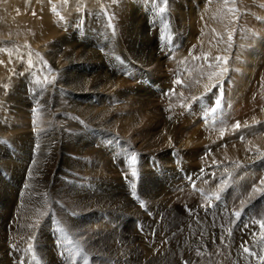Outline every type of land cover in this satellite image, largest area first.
I'll return each mask as SVG.
<instances>
[{"label":"rangeland","instance_id":"rangeland-1","mask_svg":"<svg viewBox=\"0 0 264 264\" xmlns=\"http://www.w3.org/2000/svg\"><path fill=\"white\" fill-rule=\"evenodd\" d=\"M23 1L24 0H16V3L12 4L13 8H10V12L14 13L18 18H25V16L30 14L28 16H32L31 19H34V22L38 23L42 19L44 13H46L44 11V8H40L39 11H36V8L39 9V3L36 0V2L33 3L34 6L32 4H29V9H27L28 0H25V2ZM139 1L135 2V0H128L126 4L129 7L128 16L131 20H137L141 24L140 29H138V26L136 25L134 29L132 28L130 34L128 36L125 35L124 38L120 31V27H118L117 25V21L113 20L110 15V7L109 5H106L107 0H96L97 4H100L98 9L90 10L86 7L84 8L83 6H80L71 11L70 15L75 23L73 21L74 24L72 23L70 26V31L68 33L69 39H67L66 37L67 34L65 35V33H63L62 36H65L64 38L67 39L66 43L64 41H59V39L56 40L57 44H55V47L48 49L50 51L49 53L51 54V59H48L46 57L45 53L42 52L40 47H34L29 42H9L11 44H17V46L27 49L25 51L26 57L19 60V63L17 64L15 69H13L14 65L10 66L9 63L8 65L6 64L7 71L3 76H6L7 74H9V72H12L9 74V77H6L10 78L11 76V78H13L11 80H8L9 82L8 85H6V88L2 86L0 87V94H6V96L3 97L4 100L7 101L9 100L7 98H13L14 105L18 104V102H21L22 105L29 107V110L31 111H34L35 108L38 107L36 104L41 103V101L45 100V102H49L48 106H50L49 112L51 113V121L55 125L53 127V133L55 134V137H45L44 139H35L33 141V136L36 137V133L40 132L33 131L31 134L32 139L0 138V207L3 206V211L0 209V223H2L3 221H9L8 223H10V221H23L24 218L22 214L25 210L30 209L33 212V209L32 207H30V205L33 206V204H38L42 206L43 213H41L42 211H39L37 209L38 214H45L44 217H41V221H38L39 227H31L32 224L30 227L34 229V233L36 232V235H38L40 238L42 237L41 239L45 241L49 240V242L47 241L48 243L46 242V244H48L49 248L52 250L59 244V237L63 236L57 231L58 227L60 226H67L66 228L70 233L72 230L73 233H75L76 231L80 233L81 231L86 232L92 230L93 232L97 231L96 234H98V231L100 230H98V228L95 226L99 224L95 225L93 222L98 220L103 213H107L105 209L106 204L112 203L115 200L114 202H117L118 208L120 209H118L117 211L130 215L133 214L132 217L134 219L131 220L132 217L126 218L129 223L123 224V234H120L121 227L119 228V230H117L118 224L115 222L114 224H112V222L109 227L102 229L103 231L106 230L104 234H102V232L100 231V233L103 235L101 237V241L105 243L106 246H109L112 249L113 254L115 255L120 254V252L117 251L120 245L124 246L131 255H133V253L137 251V255L130 258L129 264H167L169 260L171 262H175V264H182L183 260H186L187 264H231V262L232 264H262L260 257L264 256V251H262V248L264 249V239H261L262 231L260 232L261 228L259 224L254 223L253 221L260 220V217L264 218V211H260L258 209L264 206L262 205L264 191L254 193L253 188H264V185L260 184V181L263 179L262 177L264 172L260 169L258 162H252V160L248 161L247 159H243L240 157H236L234 160L228 161L230 164H233V166L227 172H222L221 169L220 171H210L209 169H211V166L212 168L221 166L219 165L221 164L220 157H218L216 160L213 155H210L212 154V150L210 149V147L207 146V144H203L201 140H198L201 132L212 134L217 130L216 127L218 126V124L220 126L221 122V128L230 125L235 130L229 132L230 129L223 128L224 130L221 131V141L223 140V142H226V140L234 138L232 142H227V144L230 143L228 144V146L231 147V144L246 145L249 144V137H247L246 134H242V132L247 127H249L250 129L251 124L247 122L245 124H240L239 129L235 128L234 123L238 121V118L237 116H235L233 120H231L232 117L229 112L227 113V108L223 103L221 105L224 108L221 106V113L217 112L219 113L218 115L214 113V116L213 113L203 112V114H206L203 116L205 118L204 121H201L202 116H200L202 110H196L198 106L202 105V98H204V96L210 97L211 103L220 95V90H222V96H225L228 83L227 80L231 77L233 72L231 62L234 61V55L237 52L239 44L241 43L240 45L243 47L246 45L244 44V42H240L238 40L241 25L240 22L243 16L252 17V13L250 11L243 10L237 7L238 2L242 0H216L218 2H221V5H226V7L224 8L221 7L222 12H225L224 14L227 16V19L232 22L228 23L226 26H223V28H221V32L219 33V29L210 27L209 25H207V22L203 23V21L205 20L201 8L206 3L207 5L211 6L212 0H197V2L196 0H185L183 5L185 7L181 13L176 11V7H174L173 4L171 5V0H168L166 6L162 3V0ZM24 3L26 6H24ZM19 5H21V7ZM159 7H164L165 11L161 12ZM45 8L48 9L47 6ZM190 12H192V14ZM33 13H35V15ZM92 16L94 18L103 17V19L107 21L108 24L110 22L113 29L116 31V37L112 33L101 29V26L99 27V25L96 26V32H91L89 30L90 26H87V19L92 18ZM191 24L193 27L191 26ZM243 29H246L243 33L250 34L246 32L249 29L248 26H244ZM229 33L231 34V40H229ZM121 36L123 39H121ZM1 44L2 40H0V45ZM99 50H101L102 52L98 53ZM93 51L97 53V58L95 57V54H90V52ZM211 53H213V55ZM31 55L33 58L31 57ZM59 55L60 57L65 55L70 59L72 58L73 60H80V63L75 62L74 66H72L71 72L68 71V69H65L68 65L65 67L63 66L61 70H56L52 60H56L54 58ZM210 55L212 56L210 57ZM196 57H199V59H197ZM216 57L226 58L228 65L224 64L223 59L218 61ZM36 58L40 61L46 62V64L50 66L53 71H55L54 79L51 81L49 87H44V85H41V81H38L36 79V76L38 74L37 68L29 66V63L26 64V62H28L29 60ZM136 59L141 60L140 62H143V65L140 64V62H137ZM96 60H99L98 64L101 63V65H103L105 68L109 69L111 67L110 70H113L116 73L118 79H121L123 81V85L127 88L131 86L142 87V90L140 92L141 97L136 98L137 100L141 101L137 102L138 104L143 102H145L147 105L151 104L152 106L149 105V108L153 107L151 109L159 112H163L164 109L170 108V112H168L167 114L170 115V113H172L170 115L171 117H174L175 114L176 119L178 117L177 120L179 123L176 124L177 132L183 131L185 132L186 136L189 135L191 137V147H181L179 149L175 148L174 151H170L169 149H165L162 146V144L164 143V137H168L171 134L170 130L166 128L168 127L166 120V116L168 115H163V113L161 114V116L159 115L158 117L154 118V124L155 126H157V128L155 127L152 130L153 132L151 131L152 134L149 137V139H152L153 147H147L148 143L144 141L146 139L141 138L139 141L136 140L137 142L132 139L134 138L133 136L138 132L141 136L148 137L142 131L143 129H139L134 135L129 136L128 140L120 142V139L118 138H120V136L122 135V120H112L110 124L112 128H115V132L118 135V138H116L114 141H111L106 146L111 150V153H106V155L104 156H101L97 153L93 154V156H91L90 154L82 153L78 156L76 149L77 144L79 143H84V145L86 146L87 144L89 146L90 143L95 146L94 148L97 147V143L94 142V140H92L90 137V131H88L87 133L83 132L86 131L87 128H91V120L88 119L87 121L84 118L79 117L78 114L72 113L80 103V101L73 97V94H82L84 92V84L81 82L85 79V77L98 75V64H94ZM146 61L150 62L152 66L149 65L148 68L145 67L144 62L146 63ZM3 64L4 61H2V65ZM213 64H217L218 66L216 68V71L214 72H219L221 67H226L228 71L221 75V80H217L216 82H213L211 84L205 83L206 76L203 77L202 70L207 65L209 66ZM156 65L158 70H156ZM130 72H133V74H131ZM148 72L153 73V75L147 76ZM140 74L141 77L137 78V76H140ZM60 75H62L63 77ZM131 75H136V77H134L136 79H134ZM158 75H161L160 78L154 79L157 78ZM223 75L226 76L225 80V77ZM167 76H169L171 80H174L176 82V86H179L180 89L187 92L186 96L188 97L186 98V101L179 106V109H171L173 105L177 104H174L173 101L169 99L171 98L169 94H167L170 91L166 89V84H172L167 79ZM12 80L13 83L10 82ZM60 80H62V82H60ZM70 81L71 83H69ZM177 81H179V83H177ZM253 82L254 79H251L248 85L250 86L251 83L253 86ZM220 83L223 84L222 87ZM217 84L218 87H211V85ZM200 85H202V87ZM206 85H209V88H206ZM1 88L5 89L1 91ZM43 88H47V91L44 92ZM202 88H204L205 90V93L203 95L199 94ZM14 89H17L16 92L14 91ZM159 90L163 91L158 92ZM62 91H64L63 94ZM21 93H24L25 96L20 95ZM101 93H103L104 95ZM232 93L233 90L230 94ZM106 94H108V92H105V90L101 91L100 89L92 93V95L94 96L97 95L98 99L100 98L101 102L102 98L105 97ZM146 94L150 96L154 94V97L147 96ZM2 95H0V104L2 103V105H4V102L2 101ZM228 97L230 96H227L226 98ZM25 98L26 101H30L31 104L25 102ZM69 99H71V101H69ZM95 99L94 101L93 99H91V101L95 102ZM159 100H161L162 102H159ZM23 101L25 104L23 103ZM60 104L62 106L61 108ZM90 104L91 103H86V105H82L81 108L88 107ZM122 107H124V104H122ZM98 108L100 110H98L99 114L96 117L95 123L97 125H102V123L99 122L100 120H103L101 119L100 111L104 108V106L100 104L97 109ZM223 109H225L226 112L223 111ZM88 112L89 110L85 113L86 116L90 114V112ZM121 113L122 109H119L112 115H116L117 117L115 116L114 118L120 119L119 116L121 115ZM211 114L214 117H211ZM223 114L225 115V117ZM218 118H221L220 122L217 121ZM186 122L189 123V125ZM77 123H79L78 125L83 127V131L82 128L75 127L74 124ZM70 124L73 126V128ZM2 128L3 124L2 126L0 124V130H2ZM43 128L44 131H48L49 129H51V126L43 125ZM182 128L184 129L182 130ZM47 134L48 133H46L45 135ZM224 134L226 135L224 136ZM240 136H243V139H241ZM68 138L70 139V141ZM72 142L74 143V145ZM154 147H159V149H156L155 151ZM102 148H104V146ZM178 150L181 152H178ZM129 151L131 152V154ZM167 151L171 152V154L168 155L170 159L167 156L170 161H166L165 158H161L162 160H158L157 155L161 157L163 154L167 153ZM257 153H260V151H258ZM134 154L136 156V163L133 166L130 164V158ZM178 154H181L182 157V159H179V164H177ZM110 155L112 156L111 158H109ZM219 155H221V152H219ZM86 156H88V160L86 159ZM77 157L79 159H85H80V162H78L84 170H86L87 166L89 167L90 165V172L82 175V177L86 178L85 181L83 179H80V172L78 173L80 176L79 179L74 176L75 172L77 171V161H75L74 159L78 160ZM93 158L96 159L95 164L92 162ZM208 159H211V161H209ZM212 159L214 161H212ZM258 159L261 160L260 162H263L264 156H258V158L255 160ZM110 160L111 163H109ZM173 161L175 162L174 164L171 163ZM7 163L11 164L7 165ZM184 163L185 165H183ZM38 166H41L42 168ZM132 167L136 168L138 177L132 178L131 173H129L132 171ZM180 169L182 170L181 172L179 171ZM145 170L148 171L146 172ZM190 171H192V173ZM243 171L246 172V174ZM102 174L103 176H101ZM50 176L52 179L50 178ZM120 177H122V179ZM46 182H48V184ZM133 182L136 185L135 189H133L131 186ZM193 185H195V187H193ZM133 193H135L136 195H133ZM217 196L219 197L218 199ZM141 201H143V206L141 204ZM241 201H245V203L241 204ZM48 202H50L51 204H48ZM8 203L10 204L8 205ZM25 206H27L28 208H25ZM45 206L48 208H46ZM71 206L72 208H70ZM75 208H77L76 210L78 212H74ZM141 208L142 210L146 208V212L143 210V212H145L146 214L140 212ZM161 208H163L164 210L167 209V212L164 211V213H162L163 210ZM236 211L241 212V216L238 218L233 215ZM67 213L68 215L66 216ZM168 213L170 215H168ZM106 215H109V212ZM118 215L121 216L120 213H118ZM227 220H229V222ZM57 221L60 222L59 225H57ZM114 221H117V219L115 218ZM127 224H131V227ZM180 224L182 226L184 225L185 227H182ZM251 226H254L253 228H257V230L253 231V228ZM89 227H91L90 230ZM143 228L144 231L142 232ZM155 228L158 230H156ZM229 229H231V231L234 230L233 236L230 234L231 232L229 233ZM115 232L117 235L115 234ZM144 232L146 233V238L144 239V241H146L148 237L152 238L150 241L152 242L153 246L149 247L147 246V244H145V242H142L143 237L141 236V234H144ZM41 233L43 234V236ZM172 233L176 234V237H173L174 240L167 239V237ZM6 234L10 233L6 232L4 235ZM114 239L118 240L115 241ZM139 241L141 243H139ZM249 242H251L253 245H256L257 247L252 246ZM242 243H245L247 247L254 250L257 256H259L257 261L254 260V258L252 259L247 255V253L243 251V248L241 247ZM235 249L237 250L235 251ZM22 250L24 251L23 248L20 249L21 252ZM148 253L149 255L153 253L155 254L151 257L148 256ZM18 254L20 253L18 252ZM31 254L33 255V253ZM144 255L145 257L147 255V257L145 258ZM65 256V258L63 257V255L59 256L60 263L72 264L74 256L69 255L68 253H65ZM67 256L70 257L68 258ZM31 259L33 258L31 257ZM36 259L39 260V257H37V255ZM48 260L47 258H42V261H44V263L50 264ZM16 261L18 262V260ZM74 261H76V259H74ZM240 261H244V263ZM21 262H23V264H26L27 261L25 259H22ZM115 262L116 261H111L108 264H114ZM116 264L120 263L116 262Z\"/></svg>","mask_w":264,"mask_h":264},{"label":"bare ground","instance_id":"bare-ground-1","mask_svg":"<svg viewBox=\"0 0 264 264\" xmlns=\"http://www.w3.org/2000/svg\"><path fill=\"white\" fill-rule=\"evenodd\" d=\"M39 3V9L36 8V11H39L40 8H44V11L46 13H44V15L42 16V19L38 22L35 23L34 19L32 20L31 17L32 16H28L30 14H28L27 16H25V18H18L17 16H15L14 13H11V9L12 4L16 3V0H0V40H2V44L0 45V62L4 61V64L2 65V63H0V87H5L6 85H8V80L12 79L11 76L10 78H7L6 76L9 77V74L12 72H9V74H7L6 76H3L4 73L7 71L6 70V66L9 65L13 66V69L16 68L17 64L19 63V60L21 58L26 57L25 56V51L27 49H24L22 47H19L14 44H11L9 42L11 41H20V42H29L32 46L34 47H40L42 52L45 53L46 57L49 59L51 57V54L49 53L50 51L48 50L49 48L55 47L56 40L59 39V41H64L66 43V40L69 39L68 38V33L70 31V26L73 23V18L71 17L70 13L72 10L76 9L77 7L83 6L84 8H88V9H98L99 5L97 4L96 0H37ZM128 0H107L106 5H109V12L111 17L113 18V20L117 21V25L118 27H120V31L122 33L123 38L126 36H128L132 30V28L134 29L135 26L137 25L138 29H140L141 24L134 19H130L129 12H128V5L126 4ZM139 0H135V2H138ZM144 1V0H140L139 2ZM222 1V0H221ZM254 1V2H253ZM25 2V0L23 1ZM36 2V0H28L27 3V9H29V4H32ZM185 0H171V5L173 4L174 7H176V11L181 13L184 9L185 6L184 5ZM187 2V1H186ZM197 2V0H196ZM231 2V1H230ZM108 3V4H107ZM199 3V1H198ZM237 3V2H236ZM140 4V3H139ZM229 4V3H228ZM235 4V2H234ZM233 4V6H234ZM130 5V4H129ZM158 5V4H157ZM160 5V4H159ZM188 5V4H187ZM21 7V5H19ZM24 6L25 3H24ZM34 6V5H33ZM48 7V9H46L45 7ZM137 6V5H136ZM222 8L226 7V5H221V2H218L216 0H212V4L207 5V3L201 8L203 17H204V22H207V25H209L210 27H215L217 29H219V33L221 32V28H223V26H226L228 23H232L230 22L229 19H227V16L224 14L225 12H222ZM237 7L243 10H247L250 11L252 13V17H246L243 16L242 20L240 22V31H239V36H238V40L240 42H244V44H246L244 47L241 46L239 44V47L237 48V52L234 55V61L231 62V65L233 67V72L231 77L227 80V87H226V94L225 96H222L221 98V104L223 103L226 108H227V113L229 112L232 119L237 116L238 121L240 122V124H245L247 122H249L248 124L251 126V128L249 129V127L245 128L242 132V134H246L247 137H249L248 141L249 144H231L232 146H228L229 141H233L234 138H230L229 140H226V142H223V140L221 141V131H223L224 129H230L229 132L231 131H235L233 129V127H230L227 125V127H222L221 128V118H218L217 121L220 122V126L218 124V126L216 127L217 130L214 131L212 134H208L206 132H201V134L199 135L200 137L198 138V140H201L203 144H207V146L210 147V149L212 150V154L214 158L217 160L218 157H220L221 160V166H216L215 168H212V166L210 167L211 170H215V171H221L223 172H227L228 170H230L233 166V164H230L228 161L229 160H234L236 157H240L243 159H247L248 161L252 162H258L260 169L264 172V161L260 162L261 160H255L258 158V156H264V0H242L239 1L237 4ZM11 8V9H10ZM34 8V7H32ZM160 8V7H159ZM131 9V8H130ZM191 9V8H190ZM235 9V8H234ZM237 9V8H236ZM16 10V9H15ZM97 11V10H96ZM16 12V11H15ZM169 12V11H168ZM243 12V11H242ZM36 13V12H35ZM192 14V12H190ZM233 13V12H232ZM40 14V13H39ZM90 14V13H89ZM235 14V12H234ZM37 15V14H36ZM190 15V14H189ZM41 16V15H40ZM89 16V15H88ZM101 16V15H100ZM193 17V16H192ZM189 17V18H192ZM239 17V16H238ZM81 18V17H80ZM183 19V18H182ZM237 19V18H236ZM235 19V20H236ZM87 26L89 25V30L91 32H96V26L99 25V27L101 29H104L110 33H112L115 37H116V31L113 29L112 24L109 22V24L107 23V21H105L103 19V17H99V18H94L92 16V18L87 19ZM36 21V20H35ZM141 21V20H140ZM192 22V21H191ZM35 23V24H34ZM75 23V21H74ZM73 23V24H74ZM132 23V24H131ZM78 25V24H77ZM75 25V26H77ZM192 26V24H191ZM244 26H248V30L246 32L250 33V34H246L243 33L245 30L243 29ZM80 27V26H79ZM117 27V26H116ZM193 27V26H192ZM182 28V27H181ZM212 28V29H213ZM216 29V30H217ZM99 30V29H98ZM142 30V29H141ZM214 30V29H213ZM63 33H65V35L67 34V39L64 38L62 35ZM118 34V33H117ZM238 34V33H237ZM97 35V34H96ZM139 35V34H138ZM73 36V34H72ZM112 36V35H111ZM121 36V39H123ZM200 36V35H199ZM201 37V36H200ZM71 38V37H70ZM204 38V37H203ZM73 39V38H72ZM118 39V38H117ZM115 40V39H114ZM120 40V38H119ZM58 41V42H59ZM202 41V40H201ZM76 42V41H75ZM17 43V42H16ZM71 43V42H70ZM73 43V42H72ZM178 43V42H177ZM75 44V43H74ZM77 44V43H76ZM70 45V44H69ZM93 45V44H92ZM61 46V45H60ZM79 46V45H78ZM98 46V45H97ZM96 46V47H97ZM65 47V46H64ZM72 47V46H71ZM101 47V46H99ZM68 49V48H67ZM74 49V48H73ZM85 49V48H84ZM99 49V48H98ZM86 50V49H85ZM163 50V48H162ZM31 51V50H30ZM33 51V50H32ZM66 51V50H65ZM68 51V50H67ZM77 51V50H76ZM159 51V50H158ZM40 52V51H39ZM98 52V51H97ZM102 51L99 50L98 53H101ZM160 52V51H159ZM29 53V52H28ZM33 53V52H32ZM34 54V53H33ZM70 54V53H69ZM90 54H95V57L97 58V53L96 52H90ZM213 55V53H211ZM29 55V54H28ZM61 55V54H60ZM56 56V60H52L54 67L56 70H61L63 68V66H67L65 69H68V71L71 72L72 70V66H74L75 62H79L80 60H76L74 61L72 58H68L67 56H62L60 57ZM71 55V54H70ZM210 55V57L212 56ZM38 56V55H37ZM76 56V55H74ZM73 56V57H74ZM81 56V55H80ZM32 57V55H31ZM35 57V56H34ZM33 58V57H32ZM38 58V57H37ZM31 59V66L37 68L38 70V74L36 76V79L39 81H41V85H44V87H49L50 83L49 81H52L54 79V74L55 71H53V69L48 66L44 61H40L38 59ZM75 58V57H74ZM80 58V57H79ZM27 59V58H26ZM51 59V58H50ZM101 59V58H100ZM99 59V60H100ZM194 59V58H193ZM99 60H96L94 62L98 64ZM137 62H140L141 60L136 59ZM135 60V61H136ZM174 60V59H173ZM24 61V60H23ZM21 62V61H20ZM25 63V62H24ZM28 62H26L27 64ZM7 64V65H6ZM72 64V65H71ZM84 64V63H83ZM140 64L143 65V62H140ZM206 64V63H205ZM29 65V64H28ZM145 67L148 68V66H152V64L148 61H146V63L144 62ZM228 65V64H227ZM93 66V65H92ZM225 66V65H224ZM53 67V66H52ZM161 67V66H159ZM217 64H213L206 67H204V69L202 70L203 73V77L206 78V82L205 83H213L216 82L217 80H221V75L220 76H214L211 80L209 79V76L212 73H215L214 71H216L217 68ZM220 67V66H219ZM86 68V67H85ZM111 68V67H110ZM110 68H105L103 65L98 64V75L90 76V77H85V79L81 82L84 84V92L82 94H73V97H75L78 101H80L79 105L74 109V112L72 113H76L78 114L79 117L84 118L85 120L88 121V119L91 120V128H84L86 129V131H83V127H81L80 125L74 124L75 127H80L82 128V131L84 133H87L88 131H90V137L92 140H94V142L97 143V147L94 148L95 146L93 144L89 143V146L87 144L84 145V143L82 144H77V155H81L83 154H90L91 156H93V154L97 153L100 154L101 156L106 155V153H111V150L108 149L106 146L107 144H109L111 141H114L116 138H118V135L115 132V128L111 127V122L112 120H116V121H121L122 120V135L120 136V142H123L125 140L129 139V136L134 135L139 129H143L142 131L145 133L146 136L148 137H143L138 133H136L132 138L135 142H137L136 140H140L142 139H146L144 140L145 142H147V147H153V143H152V139H149V137L151 136V131L157 126H155L154 124V118L158 117L159 115L161 116V114L165 115L168 112H170V108L169 109H164L163 112H159V111H155L151 108H149L150 106H152L151 104L147 105L145 102L143 103H137V102H141L140 100H137L136 98H140V92H141V88L142 87H138V86H131V87H126L123 85V81L121 79H118L116 73L113 70H110ZM150 68V67H149ZM74 69V68H73ZM152 69V68H151ZM12 70V69H10ZM156 70L157 69V65H156ZM160 70V69H159ZM179 70V69H178ZM63 71V70H62ZM182 71V70H181ZM59 72V71H58ZM64 73V72H63ZM62 73V74H63ZM129 73V71H128ZM131 73V72H130ZM162 73V72H161ZM61 74V73H59ZM97 74V73H95ZM133 74V72L131 73ZM142 74V73H141ZM140 76H137V78H140ZM147 74V73H146ZM66 75V73H65ZM64 75V76H65ZM71 75V74H69ZM144 75V74H143ZM152 76L153 73L148 72L147 76ZM226 75V74H225ZM223 75L226 79V76ZM62 76V75H60ZM88 76V74H87ZM132 76V75H131ZM161 76V75H160ZM160 76L158 75L157 78L154 79H159ZM63 77V76H62ZM133 78L136 77V75L132 76ZM144 77V76H143ZM167 76V79L172 83L170 85V83H168V85L166 84V89L168 91H170L169 96L171 98H169L170 100L173 101L174 104L177 105H173L171 107V109L175 110V109H179L180 105L183 104L186 101V98L188 96L186 91H183L182 89H180L179 86H176V82L174 80H171L170 77ZM229 77V76H227ZM32 78V77H31ZM47 78V79H46ZM61 79V78H60ZM83 79V78H82ZM136 79V78H134ZM223 79V78H222ZM254 79L253 82V86L250 83V86L248 85L250 80ZM15 80V79H14ZM46 80V81H44ZM71 80V79H70ZM74 80V78H73ZM249 80V81H248ZM44 81V82H43ZM68 81V80H67ZM72 81V80H71ZM71 81L69 83H71ZM135 81V80H134ZM13 83V80L10 81ZM15 82V81H14ZM60 82H62V80H60ZM77 82V81H76ZM66 83V82H65ZM11 84V83H10ZM18 84V83H16ZM21 84V83H19ZM55 84V83H54ZM68 84V83H67ZM15 85V83H14ZM13 85V86H14ZM69 85V84H68ZM136 85V84H135ZM204 85V84H203ZM218 85V84H217ZM221 87L223 86L222 83H220ZM11 86V85H10ZM18 86V85H17ZM23 86V85H22ZM64 86V85H63ZM66 86V84H65ZM72 86V85H71ZM141 86V85H140ZM202 87V85H200ZM209 86V85H208ZM5 88H1V91H3V89ZM9 88V87H7ZM15 88V87H14ZM209 88V87H208ZM13 89V88H12ZM44 89V88H43ZM81 89V88H80ZM100 89L101 91L108 92V94L105 95V97L102 98V102L100 101V98L98 99L97 95H92V93L96 90ZM104 89V90H103ZM17 90V89H16ZM16 90L14 89V91L16 92ZM233 90V93H231V91ZM13 91V90H12ZM47 91V88L44 89V92ZM163 91V90H159L158 92ZM199 91V90H198ZM22 92V91H21ZM60 92V91H59ZM99 92V91H98ZM166 92V91H165ZM61 93V92H60ZM64 93V91H62V94ZM75 93V92H74ZM163 93V92H162ZM205 93L204 88L201 89V91L199 92V94L203 95ZM11 94V93H10ZM9 94V95H10ZM103 94V93H101ZM149 94V93H148ZM146 94L147 96H150ZM155 94V93H154ZM154 94H152L150 97H154ZM160 94V93H159ZM165 94V93H164ZM2 95V94H0ZM19 95V94H18ZM20 95H24V93L20 94ZM68 95V94H66ZM104 95V94H103ZM145 95V94H144ZM6 94L3 93L2 95V99L3 97H5ZM25 96V95H24ZM42 96V95H41ZM44 96V95H43ZM65 96V95H64ZM145 96V97H147ZM227 96H230L228 98H226ZM11 97V96H10ZM173 97V98H172ZM17 98V97H16ZM30 98V97H29ZM28 98V99H29ZM97 98V99H95ZM214 98V97H213ZM6 99V98H5ZM9 100H2L4 102V105H2V103L0 104V124L2 126L3 124V128L2 130H0V138H4V139H32V132L33 131H40L39 133H36V137L33 136V141L35 139H44L45 137H51L54 138L55 134L53 133V127L55 126L53 124V122L51 121V113L49 112V107L48 103L49 102H45L41 101V103L36 104L38 107L35 108L34 111L29 110V107L22 105L21 102L16 105L13 104L14 99L13 98H7ZM20 99V98H19ZM24 99V98H23ZM64 99V98H63ZM91 99H95V102H92ZM144 99V98H143ZM150 99V98H149ZM142 100V99H141ZM145 100V99H144ZM228 100V101H227ZM25 102L30 103V101H26V98L24 100ZM23 101V103H24ZM60 101V100H59ZM69 101H71V99H69ZM110 101V103H109ZM211 99L208 96H204V98H202V105L198 106L196 108V110H202L201 111V115H206L203 114V112H206V109L213 106V102H210ZM32 102V101H31ZM159 102H162L161 100H159ZM86 103H91L88 107H82V105H86ZM12 104V105H11ZM21 104V105H20ZM25 104V103H24ZM31 104V103H30ZM41 104V105H39ZM100 104H102L104 106L103 109H101L100 111V116L101 119L99 122L102 123V125H97L95 123L96 117L98 116V110H100L99 108L97 109L98 106H100ZM122 104H124V107H122ZM161 104V103H159ZM222 106V105H221ZM230 106V107H229ZM34 107V106H33ZM36 107V106H35ZM61 104H60V108H61ZM170 107V106H169ZM185 107V106H184ZM223 107V106H222ZM224 108V107H223ZM225 108V109H226ZM122 109V113L119 116V118H114L115 116L112 115L115 111ZM221 107L219 109H217V111L215 112L216 115H218L219 113H221ZM225 109H223V111H225ZM89 110L90 114L88 116L85 115V113ZM172 110V111H173ZM195 110V111H196ZM72 111V110H71ZM179 111V110H178ZM186 111V110H185ZM225 111V112H226ZM88 112V113H89ZM219 112V113H217ZM224 112V113H225ZM174 113V112H173ZM186 113V112H185ZM223 113V112H222ZM234 113V114H233ZM32 114V115H31ZM172 113H170L171 115ZM184 114V113H183ZM199 114V112H198ZM168 115V114H167ZM166 116V120H167V125L168 127H166L167 129L170 130V136L168 137H164V143L162 144V146L165 149H169L171 150H175V148H181V147H191L190 143H191V137L189 135H185V132L183 131H178L176 129V124H178V117L176 119L175 114L174 117L172 116ZM194 115V114H193ZM214 115V114H213ZM224 115V114H223ZM86 116V117H85ZM182 116V114H181ZM180 116V117H181ZM215 116V115H214ZM211 114V117H214ZM117 117V116H116ZM210 117V119H211ZM225 117V115H224ZM229 117V116H227ZM209 118V117H208ZM216 118V117H215ZM182 119V118H181ZM225 119V118H224ZM228 119V118H227ZM50 120V121H48ZM48 121V122H47ZM186 121V120H185ZM181 122V121H180ZM188 122V121H187ZM186 122V123H187ZM218 122V123H219ZM69 123V122H68ZM71 123V122H70ZM185 123V122H184ZM190 123V121H189ZM189 123H187L189 125ZM118 124V123H117ZM181 124V123H180ZM236 124V122L234 123V125ZM43 125H47V126H51V129H49L48 131H44ZM71 125V124H70ZM183 125V124H182ZM164 126V124H163ZM193 126V125H192ZM233 126V125H232ZM71 127L73 128V126L71 125ZM114 127V126H113ZM118 127V126H117ZM165 128V129H166ZM179 128V127H178ZM224 128V129H223ZM184 128H182L183 130ZM243 129V128H242ZM63 130V129H62ZM67 130V129H66ZM141 131V132H142ZM59 132V131H58ZM69 132V131H68ZM140 132V133H141ZM153 132V131H152ZM188 132V131H187ZM46 133H48L47 135H45ZM155 133V132H154ZM153 133V134H154ZM238 133V132H236ZM241 133V132H240ZM176 134V135H173ZM193 134V133H192ZM191 134V136H192ZM241 134V135H242ZM250 134V135H249ZM10 135V136H8ZM43 135V136H42ZM157 135V134H156ZM226 134H224L225 136ZM249 135V136H248ZM58 136V135H57ZM163 136V135H162ZM165 136V135H164ZM167 136V135H166ZM174 136V137H173ZM197 136V135H196ZM245 136V137H246ZM195 137V136H193ZM209 137V138H208ZM241 137V136H240ZM243 137V136H242ZM60 138V137H59ZM64 138V137H63ZM67 138V137H66ZM122 138V139H121ZM156 138V137H155ZM163 138V137H162ZM205 140H203V139ZM69 139V138H68ZM247 139V138H246ZM55 140V139H53ZM162 140V139H161ZM194 140V139H193ZM196 140V139H195ZM44 141V140H43ZM70 141V139H69ZM75 141V140H74ZM81 141V140H80ZM160 141V140H159ZM9 142V141H8ZM20 142V141H19ZM28 142V141H27ZM76 142V141H75ZM82 142V141H81ZM87 142V141H86ZM43 143V142H42ZM73 143V142H72ZM195 143V141H194ZM200 143V142H199ZM220 143V144H219ZM235 143V142H233ZM32 144V143H31ZM47 144V143H46ZM25 145V144H24ZM23 145V146H24ZM45 145V144H44ZM50 145V144H49ZM52 145V144H51ZM74 145V143H73ZM129 145V143H128ZM22 146V147H23ZM31 146V145H30ZM34 146V145H33ZM104 146V148H102ZM132 146V145H131ZM180 146V147H179ZM36 147V146H35ZM111 147V146H110ZM130 147V146H129ZM160 147V146H159ZM159 147H154V150L156 151V149H159ZM3 148V147H2ZM49 148V147H48ZM197 148V147H196ZM59 149V148H58ZM75 149V148H74ZM87 149V150H86ZM108 149V150H107ZM131 149V148H129ZM136 149V148H135ZM31 150V149H30ZM163 150V149H162ZM187 150V149H186ZM4 151V150H3ZM24 151V150H23ZM73 151V150H72ZM185 151V150H184ZM188 151V150H187ZM200 151V150H199ZM258 151H260V153H257ZM130 152V151H129ZM178 152H181L178 150ZM219 152H221V155H219ZM252 152V153H251ZM254 152V153H253ZM116 153V152H115ZM123 153V152H122ZM138 153V152H137ZM164 153V152H162ZM184 153V152H183ZM21 154V153H20ZM44 154V153H43ZM42 154V155H43ZM131 154V152H130ZM133 154V153H132ZM171 152L167 151V153L163 154L161 157H159V155H157L158 160L161 158H165L166 161H170V157L168 155H170ZM257 154V155H255ZM26 155V154H25ZM31 155V154H30ZM65 155V154H64ZM135 155V154H134ZM187 155V154H186ZM209 155V156H210ZM44 156V155H43ZM47 156V155H46ZM100 156V157H101ZM167 156L169 157V159L167 158ZM212 156V157H213ZM2 157V156H1ZM36 157V156H35ZM42 157V156H41ZM81 157V156H80ZM88 156H86V159ZM106 157V156H105ZM112 156L110 155L109 158H111ZM130 157V156H129ZM27 158V157H26ZM34 158V157H33ZM45 158V157H44ZM62 158V157H61ZM74 158V157H73ZM72 158V160H73ZM76 158V157H75ZM107 158V157H106ZM108 158V159H109ZM126 158V157H125ZM32 159V158H31ZM35 159V158H34ZM41 159V158H40ZM51 159V158H50ZM78 160L74 159L75 161H77V171L75 172V177L76 178H80L79 176V172L81 175V180L83 179L84 181L86 180L85 177H82L83 174L85 173H89L90 172V165L89 167L87 166V169L84 170L80 164L78 162H80V159L83 160L84 158H78ZM179 159H182L181 154H178V162L177 164H179ZM263 159V158H262ZM54 160V159H53ZM69 160V159H68ZM85 160V159H84ZM104 160V159H103ZM107 160V159H105ZM112 160V159H111ZM111 160L109 161V163H111ZM162 160V159H161ZM207 160V159H206ZM209 160V159H208ZM240 160V159H239ZM74 161V162H75ZM120 161V160H119ZM211 161V159L209 160ZM212 161H214L212 159ZM14 162V161H13ZM23 162V161H22ZM32 162V160H31ZM51 162V160H50ZM72 162V161H71ZM92 162L95 164L96 163V159L93 158ZM101 162V161H100ZM124 162V161H123ZM6 163V162H4ZM16 163V162H15ZM29 163V162H28ZM35 163V162H34ZM40 163V162H39ZM38 163V164H39ZM83 163V162H82ZM172 164H174L175 162H171ZM220 163V162H219ZM11 163H7V165H9ZM66 164V163H65ZM71 164V163H70ZM76 164V163H73ZM89 164V162H88ZM99 164V163H98ZM218 164V163H217ZM216 164V165H217ZM6 165V164H5ZM13 165V164H12ZM11 165V166H12ZM21 165V164H20ZM166 165V164H165ZM185 165V163L183 164ZM253 165V164H252ZM65 166V165H64ZM97 166V165H96ZM105 166V165H103ZM196 166V165H194ZM245 166V165H243ZM22 167V166H21ZM31 167V166H30ZM40 168H42L41 166H38ZM92 167V166H91ZM100 167V166H99ZM149 167V166H148ZM165 167V166H164ZM237 167V166H236ZM235 167V168H236ZM72 168V167H71ZM109 168V167H108ZM113 168V167H112ZM116 168V167H115ZM144 168V167H143ZM175 168V167H172ZM200 168V167H199ZM14 169V168H13ZM19 169V168H18ZM17 169V170H18ZM105 169V168H104ZM169 169V168H168ZM225 169V170H224ZM234 169V168H233ZM237 169V168H236ZM250 169V168H249ZM37 170V169H35ZM41 170V169H40ZM95 170V169H94ZM152 170V169H151ZM187 170V169H186ZM192 170V169H191ZM104 171V170H102ZM108 171V169H107ZM117 171V170H115ZM146 171V170H145ZM148 171V170H147ZM146 171V172H147ZM176 171V170H175ZM197 171V169H196ZM233 171V170H232ZM252 171V170H251ZM114 172V171H113ZM170 172V171H169ZM192 173V171H190ZM244 172V171H243ZM254 172V171H253ZM258 172V171H257ZM260 172V171H259ZM47 173V172H46ZM120 173V172H119ZM131 173V172H129ZM201 173V172H200ZM246 174V172H244ZM38 174V173H37ZM40 174V173H39ZM50 174V173H49ZM54 174V173H53ZM66 174V173H64ZM100 174V173H99ZM114 174V173H113ZM118 174V173H117ZM175 174V173H174ZM195 174V173H194ZM242 174V173H241ZM241 174H240V178H241ZM250 174V173H249ZM18 175V174H17ZM106 175V174H104ZM130 175V174H129ZM164 175V174H163ZM222 175V174H221ZM244 175V174H243ZM248 175V174H247ZM24 176V175H23ZM99 176V175H97ZM103 176V174L101 175ZM127 176V175H126ZM140 176V175H139ZM46 177V176H45ZM93 177V176H92ZM91 177V178H92ZM107 177V176H106ZM109 177V176H108ZM128 177V176H127ZM151 177V176H150ZM213 177V176H212ZM239 177V175H238ZM244 177V176H243ZM44 178V177H43ZM51 178V176H50ZM99 178V177H98ZM101 178V177H100ZM112 178V177H111ZM122 179V177H120ZM133 178V177H132ZM135 178V177H134ZM174 178V176H173ZM264 179V173H263V177ZM40 179V178H38ZM52 179V178H51ZM106 179V178H105ZM108 179V178H107ZM125 179V178H124ZM166 179V178H165ZM219 179V178H218ZM2 180V179H1ZM17 180V179H16ZM55 180V179H54ZM109 180V179H108ZM159 180V179H158ZM179 180V179H178ZM181 180V179H180ZM210 180V179H209ZM208 180V181H209ZM254 180V179H253ZM25 181V180H24ZM59 181V180H58ZM105 181V180H104ZM103 181V182H104ZM156 181V180H155ZM170 181V179H169ZM168 181V182H169ZM172 181V180H171ZM183 181V180H182ZM185 181V180H184ZM64 182V181H63ZM108 182V181H107ZM113 182V181H112ZM123 182V181H122ZM121 182V183H122ZM178 182V181H177ZM198 182V181H197ZM249 182V181H248ZM255 182V181H254ZM9 183V182H8ZM48 184V182H46ZM119 183V182H118ZM184 183V182H183ZM210 183V182H209ZM243 183V182H242ZM88 184V183H87ZM92 184V183H91ZM105 184V183H104ZM115 184V183H114ZM142 184V183H140ZM157 184V183H156ZM181 184V183H180ZM179 184V185H180ZM213 184V183H212ZM29 185V184H28ZM70 185V184H69ZM84 185V184H83ZM82 185V186H83ZM100 185V184H99ZM110 185V183H109ZM124 185V184H123ZM146 185V184H144ZM173 185V184H172ZM183 185V184H182ZM75 186V185H74ZM113 186V185H112ZM116 186V185H115ZM143 186V185H142ZM169 186V185H168ZM40 187V186H39ZM84 187V186H83ZM95 187V186H94ZM93 187V188H94ZM103 187V186H102ZM119 187V186H118ZM149 187V186H148ZM171 187V186H170ZM178 187V186H177ZM89 188V187H88ZM91 188V187H90ZM97 188V187H96ZM123 188V187H122ZM125 188V187H124ZM169 188V187H168ZM167 188V189H168ZM172 188V187H171ZM181 188V187H180ZM46 189V188H45ZM76 189V188H75ZM99 189V188H98ZM118 189V188H117ZM264 189V188H263ZM29 190V189H28ZM34 190V189H33ZM48 190V189H47ZM90 190V189H89ZM140 190V189H139ZM77 191V190H76ZM148 191V190H147ZM172 191V190H171ZM26 192V191H25ZM33 192V191H32ZM38 192V191H37ZM36 192V194H37ZM75 192V191H74ZM91 192V191H90ZM95 192V191H93ZM118 192V191H116ZM126 192V191H125ZM164 192V191H163ZM48 193V192H47ZM85 193V191H84ZM87 193V192H86ZM98 193V192H97ZM123 193V192H122ZM129 193V192H127ZM5 194V193H4ZM31 194V193H30ZM41 194V193H40ZM62 194V193H61ZM64 194V193H63ZM91 194V193H90ZM93 194V193H92ZM132 194V193H131ZM106 195V194H105ZM108 195V194H107ZM114 195V194H112ZM121 195V194H120ZM123 195V194H122ZM136 195V194H135ZM166 195V194H165ZM23 196V195H22ZM85 196V194H84ZM171 196V195H170ZM68 197V196H67ZM99 197V196H98ZM101 197V196H100ZM131 197V196H130ZM155 197V196H154ZM173 197V195H172ZM17 198V197H16ZM166 198V197H165ZM85 199V198H84ZM79 200V199H78ZM87 200V199H86ZM132 200V199H131ZM137 200V199H136ZM154 200V199H153ZM170 200V199H168ZM15 201V199H14ZM48 201V200H47ZM83 201V200H82ZM85 201V200H84ZM110 201V200H109ZM115 201V200H114ZM112 202L109 204H106V212L107 213H103L100 218L98 220H94L95 222H93L95 225L99 224L95 227L98 228V230H100L102 232V234H104L105 231H103L102 229H105L106 227H109L112 224L117 223L118 224V228L117 230H119V228L121 227V232L123 234L122 231V226H124L123 224L125 223H129L128 220H126L127 217H132V215L130 214H125L123 212H118L117 210L118 208V204L117 202ZM145 201V200H143ZM155 201V200H154ZM173 201V200H172ZM1 202V201H0ZM7 202V201H6ZM73 202V201H72ZM131 202V201H130ZM149 202V201H147ZM152 202V201H151ZM165 202V201H164ZM262 205H264V198H262ZM11 203V202H10ZM8 203V205L10 204ZM38 203V202H36ZM67 203V202H66ZM69 203V202H68ZM155 203V202H154ZM163 203V202H162ZM166 203V202H165ZM172 203V202H171ZM48 204H51L50 202H48ZM74 204V203H73ZM82 204V203H81ZM135 204V203H134ZM259 204V203H258ZM66 205V204H65ZM64 205V206H65ZM171 205V204H170ZM260 205V204H259ZM13 206V205H12ZM148 206V204H147ZM151 206V205H150ZM154 206V205H153ZM167 206V205H166ZM180 206V205H179ZM18 207V206H17ZM30 207H32L33 212L30 209H27L24 211L23 221H10V223H8L7 221H3L2 223H0V264H21V260L25 259L27 262L26 264H36V260L31 259V253L27 251L28 249V245L29 243H31L33 245V251L36 253L37 257H39V261L40 264H46L44 263V261H42V258H47L48 262L50 264H61L60 263V257L62 256L65 258V253H68L69 255H73L74 259H76V263L75 264H108L111 261H116L120 264H129V260L131 257L136 256L137 255V251L133 253V255H131L129 253V251L122 245H120L117 249V251L120 252V254H113L112 249L109 246H106L105 243H103L101 241V237L103 236L100 231H98L99 233L93 232L91 231H86V232H80L78 233L77 231L75 233H73V230L71 231V233L73 234V239L76 240L78 239L79 241V246L82 247V252L77 255L75 253V250L71 248V246H61V241L64 239L63 236L59 237V246L57 245L56 247H54L52 250L49 248V245L46 244L47 241L41 239L38 235H36V232L34 233V229L31 228L33 226H35L36 228L39 227V223L38 221H41V217H44L45 214H38L37 213V209L39 211H42L41 213H43V207L38 205V204H33L30 205ZM35 207V208H34ZM46 207V206H45ZM136 207V206H135ZM163 207V206H162ZM254 207V206H253ZM25 208H28L27 206H25ZM48 208V207H46ZM72 208V206L70 207ZM110 208V209H109ZM122 208V207H121ZM129 208V207H128ZM147 208V207H146ZM145 208V209H146ZM152 208V207H151ZM225 208V207H224ZM258 208V207H257ZM256 208V209H257ZM0 209L3 211V206L0 207ZM77 208H75L74 212L77 211ZM96 209V208H95ZM137 209V208H136ZM145 209H143L145 211ZM163 210L162 213L167 212V209L164 210L163 208H161ZM173 209V208H172ZM260 211H264V206H262V208H258ZM257 209V210H258ZM5 210V209H4ZM17 210V209H16ZM47 210V209H46ZM80 210V209H79ZM120 210V209H119ZM134 210V209H133ZM142 208L140 209V212H143ZM175 210V209H174ZM9 211V210H8ZM104 211V210H103ZM129 211V210H128ZM127 211V212H128ZM155 211V210H154ZM172 211V210H171ZM180 211V210H179ZM222 211V210H221ZM7 212V211H6ZM16 212V211H14ZM78 212V211H77ZM76 212V213H77ZM109 215H106L108 214ZM125 212V211H124ZM133 212V211H132ZM131 212V213H132ZM146 212V211H145ZM143 212V213H145ZM150 212V211H148ZM170 212V211H169ZM226 212V211H225ZM5 213V212H4ZM69 213V212H68ZM68 213L66 214V216L68 215ZM118 213H120L121 216L118 215ZM182 213V212H181ZM61 214V213H60ZM83 214V213H82ZM91 214V213H90ZM146 214V213H145ZM172 214V212H171ZM93 215V214H92ZM137 215V214H136ZM168 215H170L168 213ZM167 215V216H168ZM175 215V214H173ZM178 215V214H177ZM226 215V214H225ZM73 216V215H71ZM81 216V215H80ZM79 216V218H80ZM141 216V215H140ZM139 216V217H140ZM223 216V215H222ZM259 216V215H258ZM97 217V216H96ZM138 217V218H139ZM78 218V219H79ZM94 218V217H93ZM102 218V219H101ZM117 219V221H114V219ZM235 218V217H234ZM5 219V218H4ZM134 219L133 217L131 218V220ZM165 219V218H164ZM212 219V218H211ZM227 219V217H226ZM260 219H262L260 217ZM15 220V219H14ZM171 220V219H170ZM82 221V220H80ZM85 221V220H84ZM88 221V220H87ZM222 221V220H221ZM229 222V220H227ZM86 222V221H85ZM211 222V221H210ZM224 222V221H223ZM87 223V222H86ZM134 223V222H133ZM163 223V222H162ZM227 223V222H226ZM32 224V226H31ZM41 224V223H40ZM50 224V223H49ZM75 224V223H74ZM46 225V223H45ZM58 225V224H57ZM131 227V224H127ZM164 225V224H163ZM181 225V224H180ZM231 225V224H230ZM31 226V227H30ZM49 226V225H47ZM88 226V225H87ZM91 226V225H90ZM142 226V225H141ZM155 226V225H154ZM157 226V225H156ZM182 226V225H181ZM184 226V225H183ZM182 226V227H183ZM260 226V225H259ZM42 227V226H41ZM67 227V226H66ZM73 227V226H72ZM76 227V226H75ZM80 227V226H79ZM115 227V226H114ZM133 227V224H132ZM178 227V226H177ZM185 227V226H184ZM227 227V226H226ZM252 228L254 226H251ZM70 228V226H69ZM91 227H89L90 230ZM154 228V227H153ZM229 228V227H228ZM50 229V228H49ZM53 229V228H52ZM83 229V228H82ZM140 229V228H139ZM156 229V228H155ZM182 229V228H181ZM225 229V228H224ZM94 230V229H93ZM158 230V229H156ZM183 230V229H182ZM248 230V228H247ZM253 231L257 230V228H253ZM260 230V229H259ZM43 231V230H42ZM144 231V228L142 230V232ZM264 232V229L260 230V232ZM6 232L10 233V234H6L4 235ZM49 232V231H48ZM56 232V231H55ZM137 232V230H136ZM39 234V233H37ZM42 234V233H41ZM56 234V233H55ZM116 234V232H115ZM146 233L144 232V234H141V236L143 237L142 242L145 244H147V246L151 247L153 246L152 242L150 241L152 238H147L146 241H144V239L146 238ZM60 235V234H59ZM110 235V234H109ZM117 235V234H116ZM134 235V234H133ZM34 236L35 239L30 240L29 237ZM43 236V234H42ZM112 236V235H111ZM128 236V235H127ZM137 236V235H136ZM166 236V235H165ZM173 237H176L175 233L170 234L167 239H171L174 240ZM122 238V237H121ZM124 238V237H123ZM138 238V237H137ZM113 239V238H112ZM226 239V238H225ZM115 241H117L116 239H114ZM121 240V239H120ZM141 240V239H140ZM123 241V240H122ZM126 241V240H125ZM47 242V243H48ZM53 242V241H52ZM105 242V241H104ZM51 243V242H50ZM49 243V244H50ZM54 243V242H53ZM110 243V242H109ZM130 243V242H129ZM139 243H141L139 241ZM55 244V243H54ZM107 244V243H106ZM118 244V243H117ZM179 244V243H178ZM114 245V244H113ZM161 245V243H160ZM53 246V245H50ZM128 246V245H127ZM144 246V245H143ZM68 247L69 251H66L65 248ZM231 247V246H230ZM234 247V246H233ZM24 249V251L22 250V252L20 251V249ZM128 248V247H127ZM136 248V247H135ZM153 248V247H152ZM232 248V247H231ZM148 249V248H147ZM150 249V248H149ZM157 249V248H156ZM115 250V249H114ZM130 250V249H129ZM181 250V249H180ZM237 249H235L236 251ZM5 251V252H4ZM152 251V250H151ZM173 251V250H172ZM171 251V252H172ZM178 251V250H177ZM234 251V252H235ZM18 252L20 254H18ZM149 252V251H148ZM139 253V252H138ZM152 253V252H151ZM188 253V252H187ZM31 254V255H30ZM155 253L150 254L148 253V256H154ZM240 254V253H239ZM58 255V256H57ZM159 255V254H157ZM225 255V254H224ZM235 256V255H234ZM68 257V256H67ZM70 257V256H69ZM68 257V258H69ZM140 257V256H139ZM145 257V255H144ZM147 257V255H146ZM145 257V258H146ZM62 258V259H64ZM72 258V257H71ZM135 258V257H134ZM141 258V257H140ZM181 258V257H180ZM15 259V260H14ZM73 259V261H74ZM155 259V258H153ZM232 259V258H231ZM18 260V262L16 261ZM225 260V259H224ZM158 261V260H157ZM174 261V259H173ZM33 262V263H31ZM116 262L114 264H116ZM145 262V261H144ZM159 262V261H158ZM242 263H244V261H240ZM154 263V262H151ZM224 263V262H223ZM25 264V263H24ZM65 264V263H64ZM148 264V263H147ZM167 264H175V262H171L170 260L168 261ZM177 264V263H176ZM209 264V263H208ZM232 264V262H231ZM247 264V263H246Z\"/></svg>","mask_w":264,"mask_h":264},{"label":"snow or ice","instance_id":"snow-or-ice-1","mask_svg":"<svg viewBox=\"0 0 264 264\" xmlns=\"http://www.w3.org/2000/svg\"><path fill=\"white\" fill-rule=\"evenodd\" d=\"M162 3L166 6L167 3H168V0H162ZM160 11L161 12H164L165 11V8L164 7H161L160 8ZM33 14L35 15V13H33ZM229 40H231V34L230 33H229ZM196 58L199 59V57H196ZM205 58H207V57H205ZM216 59L218 61L221 60V59H223L224 60V64H227L226 58L216 57ZM0 63H2V62H0ZM28 63H29V66H31V60H29ZM210 67H211V65H210ZM227 71H228V69L226 67H221L220 68V71L219 72L212 73L209 76V79L211 80L214 76H220V75L226 73ZM49 82H51V81H49ZM177 83H179V81H177ZM205 87L208 88L209 86L206 85ZM211 87H218V85H211ZM222 95H223L222 90H220V95L213 101V106H211V107H209V108L206 109V112L213 113L214 114L217 111V109H219L221 107V98H222ZM234 127L237 128V129H239L240 128V122L237 121L236 124L234 125ZM241 139H243V137H241ZM135 163H136V156L135 155H132L131 158H130V164L134 166ZM131 175H132V177H138V173H137V170H136L135 167H132ZM260 184L261 185H264V179H262L260 181ZM131 186H132L133 189H135V187H136V185H135L134 182L132 183ZM193 187H195V185H193ZM262 191H264V189H261L259 187H254L253 188V192L254 193H258V192H262ZM133 195H135V193H133ZM218 198L219 197L217 196V199ZM244 203H245V201H241V204H244ZM141 204L143 206V201H141ZM233 215L238 218V217L241 216V212L240 211H236V212H234ZM253 222L254 223H258L260 225V228L261 229H264V218H262V219H260L258 221H253ZM57 223H58V225L60 224L59 221H57ZM57 231L59 233H61L63 235V237H64V239L61 241V246H71V248L75 250V253L77 255H79L82 252V247L79 246L78 239L74 240L73 239V234L70 233L67 230L66 227L60 226V227H58ZM230 232H231V229H229V233ZM29 239L30 240H33V239H35V237L32 236V237H29ZM261 239H264V232H261ZM241 247L243 248V251L245 253H249L250 255H253V256L256 255V253L255 252H252L249 249V247L246 246L245 243H242L241 244ZM65 250L66 251H69V248L66 247ZM27 251L32 252L33 253V255H32L33 260H36V264H40V261L36 259V254L33 251V245L31 243H29ZM260 260H261L262 264H264V256H261L260 257ZM21 264H23V262H21ZM72 264H75V261H72ZM185 264H187V262H185Z\"/></svg>","mask_w":264,"mask_h":264}]
</instances>
